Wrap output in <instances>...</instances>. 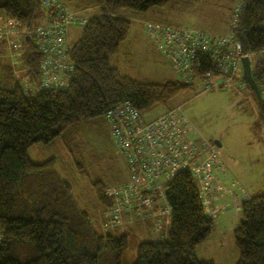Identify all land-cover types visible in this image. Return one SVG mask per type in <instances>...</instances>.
Masks as SVG:
<instances>
[{
  "label": "trees",
  "instance_id": "obj_1",
  "mask_svg": "<svg viewBox=\"0 0 264 264\" xmlns=\"http://www.w3.org/2000/svg\"><path fill=\"white\" fill-rule=\"evenodd\" d=\"M168 1L64 0L86 23L81 37L68 45L75 67L62 89L42 85L41 53L34 36L22 38L18 57L11 55L5 40L0 41V264H125L122 255L128 236L115 234L125 224L106 236L101 234L112 204L105 191L111 186L94 183L97 202L83 209L72 186L58 172L56 157L37 162L30 149L36 143L51 145L65 123L105 116L119 101H130L141 113L159 106L169 109L178 106L170 104L173 99L195 88L181 79L155 83L121 75L111 64L130 29L122 11H145ZM95 8L98 14L89 19L82 14ZM0 9L29 26L39 25L34 23L43 14L41 0H0ZM238 30L243 50L262 56L252 66L262 98L251 91L237 106L254 102L263 120L264 0H244ZM167 195L171 226L168 223L155 232L154 218L127 223L146 228V238L138 244L131 264H214L196 255L197 246L214 227V218L203 208L197 180L189 171H180ZM239 207L240 219L233 230L240 254L237 264H264V194L242 200Z\"/></svg>",
  "mask_w": 264,
  "mask_h": 264
},
{
  "label": "built area",
  "instance_id": "obj_2",
  "mask_svg": "<svg viewBox=\"0 0 264 264\" xmlns=\"http://www.w3.org/2000/svg\"><path fill=\"white\" fill-rule=\"evenodd\" d=\"M234 1L227 34L150 21L144 24L156 49L172 64L179 79L198 87L199 92L232 84L245 91L248 85L241 60L247 56L252 62L255 55L243 50L238 35L244 0ZM41 4L46 18L37 26L22 24L1 10L0 41L5 40L11 55L18 57L22 54V38L29 40L34 36L41 53L42 85L62 89L68 86L75 67L68 57L70 27L84 25L86 19L70 10L64 0H41ZM105 116L115 147L127 163L130 181L106 189L112 204L107 207L102 233L109 234L124 224L148 218L156 219L155 232L162 230L172 213L168 186L174 175L183 170L197 180L205 213L214 217L217 209L213 203L218 194L232 192L218 179L224 148L205 137L192 135L181 105L148 119L130 101L123 100L110 106ZM239 209L235 207L237 212Z\"/></svg>",
  "mask_w": 264,
  "mask_h": 264
},
{
  "label": "rangeland",
  "instance_id": "obj_3",
  "mask_svg": "<svg viewBox=\"0 0 264 264\" xmlns=\"http://www.w3.org/2000/svg\"><path fill=\"white\" fill-rule=\"evenodd\" d=\"M234 4V0H169L162 7H153L145 11L126 8L122 14L130 21L128 37L121 44L119 52L112 56L111 64L121 75L139 80L155 83L177 80L179 75L175 68L156 49L152 36L146 33L145 22L200 28L216 34H227ZM2 13L0 9V20ZM82 14L89 19L98 14V9L86 10ZM45 18L43 12L34 24L44 22ZM83 29L84 25L71 26L70 42L77 41ZM258 58L255 56L252 59L253 68ZM198 89V87L188 89L170 104L182 105L190 122L189 130L193 132L192 135L202 136L211 141H221L224 155L233 156L237 160L238 168L249 177L253 192L264 194V121L254 102L246 103L243 108L237 106L243 95L247 93L252 95L254 91L251 87L240 91L233 84L202 92ZM166 108L159 106L145 111L144 115L151 119ZM62 128L61 135L51 145L34 144L30 149L31 158L42 162L56 157L58 172L72 186L79 205L89 210L92 208L90 204L97 202L93 184L96 182L106 186L125 184L129 174L127 163L115 147L105 116L65 123ZM237 218L238 215L232 218L231 222L235 223ZM169 225L171 226L170 223ZM128 226L125 224L115 232L117 235L125 233L128 236V246L122 255L125 264H131L136 260L137 246L144 241L142 235L132 234ZM225 231L227 235L215 238L218 232L213 229L211 236L215 240L210 242L207 240L196 248V255L200 260H212L214 264H237L240 254L232 229ZM101 234L108 235L102 233V230Z\"/></svg>",
  "mask_w": 264,
  "mask_h": 264
},
{
  "label": "crops",
  "instance_id": "obj_4",
  "mask_svg": "<svg viewBox=\"0 0 264 264\" xmlns=\"http://www.w3.org/2000/svg\"><path fill=\"white\" fill-rule=\"evenodd\" d=\"M221 145L223 147L222 142ZM233 159V156H226L223 153L220 160V162L222 163V167L218 170V179L223 183V185L231 187L232 192L227 194L224 193L221 195L218 194V198L213 203V206L217 209V212L213 217V229H216L218 232L215 238L227 235V232L225 230L232 229L233 232L234 228L238 225L239 221V212L235 210V207L239 206L242 200L249 199L256 194V192H253L254 189L250 186V179L246 175V172L240 170L238 168L237 160L234 159L233 161ZM128 178H130L129 174ZM234 181H236L235 185L231 186V182ZM237 215V221L235 223L231 222V219L236 218ZM127 225H129L132 234L136 233V235H142L141 237L146 238V228L144 227V225L140 223ZM167 226L168 224L166 225V227ZM208 238L205 241L209 240L207 242H210L211 240H215V238L211 235ZM199 246H201V244Z\"/></svg>",
  "mask_w": 264,
  "mask_h": 264
},
{
  "label": "water",
  "instance_id": "obj_5",
  "mask_svg": "<svg viewBox=\"0 0 264 264\" xmlns=\"http://www.w3.org/2000/svg\"><path fill=\"white\" fill-rule=\"evenodd\" d=\"M242 69H243V78L247 82V84L252 88L254 93L257 95L258 98H262V93L259 88L258 83L256 82L254 75H253V68L252 62L249 57L245 56L242 58ZM214 142L221 146V142L219 140H214Z\"/></svg>",
  "mask_w": 264,
  "mask_h": 264
},
{
  "label": "flooded vegetation",
  "instance_id": "obj_6",
  "mask_svg": "<svg viewBox=\"0 0 264 264\" xmlns=\"http://www.w3.org/2000/svg\"><path fill=\"white\" fill-rule=\"evenodd\" d=\"M214 142V141H213ZM215 143V142H214ZM216 144V143H215Z\"/></svg>",
  "mask_w": 264,
  "mask_h": 264
},
{
  "label": "clouds",
  "instance_id": "obj_7",
  "mask_svg": "<svg viewBox=\"0 0 264 264\" xmlns=\"http://www.w3.org/2000/svg\"><path fill=\"white\" fill-rule=\"evenodd\" d=\"M239 212V211H238Z\"/></svg>",
  "mask_w": 264,
  "mask_h": 264
}]
</instances>
